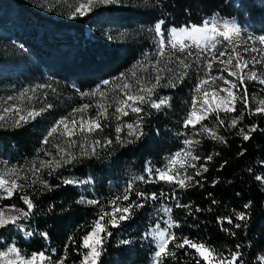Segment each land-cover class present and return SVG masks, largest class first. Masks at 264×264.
I'll list each match as a JSON object with an SVG mask.
<instances>
[{
  "label": "trees",
  "instance_id": "trees-1",
  "mask_svg": "<svg viewBox=\"0 0 264 264\" xmlns=\"http://www.w3.org/2000/svg\"><path fill=\"white\" fill-rule=\"evenodd\" d=\"M65 1L0 0V102L9 101L25 112L44 109L34 120L21 122L20 127L0 122V170L16 168L27 172L33 162L39 167L41 160L60 157L57 146L66 152L70 149L68 153L77 158L51 175L47 169L39 172L44 181L54 186L51 191L39 180L35 185L24 180L21 181L25 185L23 191L17 190L11 198L1 199L3 205H15L27 211V205L19 197L28 194L35 208L29 219L21 221L33 235L26 237L24 232L12 226L0 229V251L14 244L25 257L44 251L55 261L67 250L65 264L80 263L78 251H86L80 248L82 237L91 230L101 209L111 211V202L122 196L131 184L130 200L116 203L126 206L137 201L145 207L134 210L135 215L120 222L119 227L109 226L112 236L105 240L98 264H150L156 244L151 236L145 238L144 234L157 222L161 227L165 226L167 215L161 211L163 206L172 208L171 215L180 224L179 228H173L178 238L187 236L193 241H205L225 254L240 245L244 264H264L260 260L264 256V184L255 179L257 175H264V131H260L264 129V112L250 115L237 100L236 111L219 112L223 125H219L214 114L201 121L216 129L226 142L210 139L204 133L197 135L200 124H196L195 129L191 125L184 127L185 116L196 96L194 88L204 75L207 53L192 49L193 56L186 58L192 68L182 82L178 77L183 69L176 57L167 64L168 71L161 73L164 79L152 99L170 97V107L157 111L145 103L140 105L143 108L140 114L127 109L129 114L118 120L107 104L109 118L100 117L103 130L90 135L94 142L99 140L101 143L93 142L86 149L77 148V145L72 147L67 145V139L59 130L48 137V144L42 143L61 118L87 101L89 97L82 93L93 92L105 81L117 80H121V85L131 84L128 91L135 93L138 78L142 82L153 81L155 74L149 65L157 59L158 50L152 27L159 20L165 21L166 29L201 25L204 19L213 16L236 18L254 35H262L264 0L124 1L94 6L87 15L77 14L75 18L72 14L76 6ZM226 43L217 44V49L229 50ZM167 51L166 48V55ZM177 55L185 58L184 54ZM220 60L226 61L227 56L213 62L211 75L229 77L227 71L219 69L235 64L223 65ZM169 80L177 86H169ZM244 86H247L249 107L255 108L264 100V85L248 79L241 85L237 80L235 94L243 95ZM21 93L26 95L21 98ZM241 113L243 119L236 127H230L231 120ZM138 119L142 129L139 140L129 137L126 127L116 133L118 124ZM253 124L258 127L250 139L244 140L237 134L240 127L247 131ZM117 135L124 143L117 142ZM187 138L199 143L189 149L184 144ZM108 139L112 140L111 144L106 143ZM128 140L134 142L127 143ZM93 148L95 154H91ZM188 150L200 157L195 161L197 168L207 167L206 172L195 177L200 183L194 187L182 189L163 180L146 183L139 179L141 176L145 180L149 178L146 169L151 168L154 172L163 169L175 153ZM208 156L212 157L210 161ZM181 163L184 168L180 167ZM185 169L190 175L196 172V168L189 167L183 158L173 166L174 173H184ZM64 179L89 182L64 185ZM138 192L164 193V196L156 201H144L136 195ZM82 199H96L100 203H78ZM177 200L191 208L175 207ZM248 202L251 207L246 210L250 213L246 226L234 228L224 221L223 228L236 234L223 231L218 218L232 217L234 223L243 224L235 220L233 210L245 211L244 204ZM197 208L201 211H195ZM189 211L193 214L188 215ZM41 233H47V239ZM124 240L131 243L122 244ZM172 248L170 243L169 249ZM175 251L177 259L168 258L165 264H196L197 260L199 264H206L195 249H189L187 245ZM186 252L191 254L186 255Z\"/></svg>",
  "mask_w": 264,
  "mask_h": 264
},
{
  "label": "snow or ice",
  "instance_id": "snow-or-ice-1",
  "mask_svg": "<svg viewBox=\"0 0 264 264\" xmlns=\"http://www.w3.org/2000/svg\"><path fill=\"white\" fill-rule=\"evenodd\" d=\"M120 0H82L76 8L74 13L72 14V18L78 14L80 16L87 15L90 11L93 10L94 6L103 5V4H116L119 3ZM211 23V26L209 24ZM165 24L163 19L159 20L154 25V32L159 38V47L156 53L157 59L151 63L149 66L154 71V79L153 81H141L139 78L137 79L138 89L135 93H131L127 91L132 86L131 84L125 83L123 86L125 99L119 101V106L115 108V114H117V119L119 120L121 116H127L129 112L127 109H130L132 113L140 114L143 111V108L140 105L147 103L151 108L160 111L162 107H170V97H158L153 100L152 96L155 92V89L160 86V82L164 77L161 73L168 71L167 64L173 62V57H176L179 65L182 67L183 71L179 74L178 80L182 82L183 78L188 75V70L192 68L190 63L186 62L187 57L193 56V48H195L199 52L207 53L206 59V68L204 70V75L199 79L196 84L194 91L197 94L194 97L190 110L184 119V127L188 128L189 125L195 129L196 124H200L201 127L199 131L196 133L197 135L204 133L209 136L210 139L219 140L220 142H226L223 136L217 134V130L213 128H209L208 126L201 123L202 120L208 119L209 115L214 114L215 119L218 121L219 125L224 124V120L220 118L219 112L223 111L224 113H231L236 111L235 103L237 100L243 103L245 110L248 111L250 115H254L257 113L264 112V100L259 101V105L255 108L249 107L248 104V96H247V86H244L243 95L234 94L232 89L237 88V80L241 85L245 79L255 80L260 85H264V72H260L259 74L255 70L257 64H264V35H253L252 33H243L242 29L238 27L235 22H229L224 20L222 23L210 22L205 20L202 25H190V26H182V27H172L170 29L162 30V25ZM219 37L223 38V41H227L228 45L231 47L232 52H236V47H239L237 41L243 43L244 53L252 52V53H261L262 55L257 57H253L251 61L244 59L240 56L239 53H236V64L232 66L233 56L229 55L226 61L220 60V63L227 66L232 67H224L219 69V71H227L229 77H235L236 80H229L224 76H213L211 75L213 69V62L218 60L220 57H224L226 55L225 50H218L217 44L223 43V41L218 40ZM251 42L249 44L248 42ZM166 48L168 49L166 55ZM218 52V55H217ZM184 54L185 58H180L177 54ZM163 62V63H162ZM249 63L252 64V68L248 70L246 74L244 73V69H248ZM146 70V69H145ZM135 72H133V76H135ZM122 77H118L121 79ZM222 80L224 85H230V87H221L220 91L226 92V97H220L221 104L217 106V108H213L212 105L208 101L209 90L205 89L204 86L209 83V80L212 81L214 85L216 80ZM105 84L109 83V81H105ZM169 86L176 87V83L172 80H169ZM39 87V86H38ZM202 89L204 91L202 92ZM264 91V89H262ZM97 93H100V89H96L91 93H82L85 96H95ZM214 97L219 95V92L213 91L211 93ZM26 95V93H21V98ZM101 95V100L105 99V95L103 93ZM203 96V104L200 108L197 107V98ZM131 101L132 103H129ZM203 105H208L207 109L203 107ZM49 108L52 105H48ZM90 107L89 104H84L81 107L76 108L74 111L78 113H85V111ZM97 107L101 109L99 115L92 119L91 117H86L85 115H81L79 119V128L77 131L76 125L77 120L75 118L68 119L62 118L60 119L56 125H54L47 136L42 141L44 144H48V137H51L54 133H57L58 129L63 126V132L61 134H66L68 137H72L77 134L93 133L96 130H103L102 124L99 122L100 117L102 116L105 120L109 118L108 116V107L104 106V104H98ZM40 111L35 109H30L27 112V116L20 114L19 118L14 121L16 127H20L21 122L27 123L29 119H35L37 116L41 114ZM5 112L13 111V109H4ZM15 111L22 112L23 110L17 106ZM201 112V116H197V113ZM5 117L0 115V121H4ZM243 119V113L240 116L233 118L230 122V127H236L238 122ZM141 120H135L132 123L127 124H118L115 131L116 133H120L123 128H127V135L129 137H134L135 140H139L142 135V129L140 128ZM71 125V127L69 126ZM257 125L253 124L248 127L247 131L245 127H240L238 130V135H241L244 140L250 139L251 133L257 130ZM260 131H264V129H260ZM117 142L124 143L121 140L120 136L116 137ZM75 141H69V144L74 143ZM134 140H128L127 143H133ZM95 144L101 143V141L96 140ZM107 144H111L112 140L108 139L106 141ZM198 140H194L192 138H187L184 140V144L191 149V146L194 144H198ZM58 152L61 153L60 157L57 159L53 157L52 160H41L39 167H37L36 163L33 162L32 167L29 169L30 172L33 173V178L29 180L27 176L18 177L17 169L11 168L8 169L5 173H0V199H8L11 198L17 190L23 191L25 185L19 184L17 181L19 179H24L29 185H35L39 180L44 188H47L49 191L54 187L44 181L39 172L43 169L48 170V174L51 175L57 169L63 167L65 164H71L74 160H76L75 155H71L67 153L65 150L60 149L57 146ZM86 154V153H82ZM95 154V149L93 148L92 153ZM243 154V153H241ZM46 155H52L51 153H46ZM183 158L187 160L188 166L192 168H196V172L192 175L187 174V170L185 169L184 173L175 172L173 170V166L177 163L178 159ZM200 157L198 155H194L193 151H181L175 153L169 160L168 165L163 169H156L155 172L153 169H146L148 173V179L145 180L143 176L139 177L140 180L146 183H153L158 180H163L168 183H175L179 188L187 189L188 187H194L196 184H199V180H195L196 176H200L202 172L207 171L206 166H201L197 168L195 161L199 160ZM212 157L208 156L207 160H211ZM181 168H184L185 165L183 163L180 164ZM179 177V178H177ZM257 181H260L264 184V175H257L255 177ZM89 181H74L71 179H64L62 183L64 185H72L76 183H88ZM132 191V186L129 184L128 188L125 189L124 194L122 196H117L115 200L111 202L112 208L111 211H105L101 209L97 219L93 222L91 230L88 231L83 237L82 242L80 244L81 249H85L86 251L79 252L80 255V264H98L101 255L104 252V242L107 237L112 236V232L109 231V226L111 227H119L120 222L127 221L131 219L135 215L134 210H139L145 207L144 203H140L137 201H133L132 203L125 205L117 204L116 201H128L130 200V193ZM136 195L142 198L144 201H156L160 199V197L164 196V193H144L138 192ZM175 194L173 193V196ZM25 205H27V211L22 208H18L15 205H12L11 208L6 212L4 209L0 208V229H7L9 226L16 228L24 232L26 237H31L33 232L30 230H26L24 226L21 224V221L27 220L31 217L32 211L35 208V204L32 198L28 194H24L19 197ZM83 202L88 205H98L100 203L99 200L89 199V200H81L78 203ZM216 203V201H213ZM175 207L177 208H191V205L181 204L179 200L176 201ZM251 207V202L244 204L245 211L235 212V220L242 221L241 223H234L232 217H219L218 223L221 224L222 230L225 232H229L231 235H235L236 233L231 231L230 229L223 228L224 221H227L228 224L233 225L234 228H241L246 226L248 217L250 213L246 210ZM167 215V219L164 221L165 227L161 228L159 222L155 224V226L149 229L146 232L145 238L149 236L152 237L156 244V250L153 255V264H165V260L171 258L173 260L177 259V252L175 249H184L185 245L188 246L189 249H195V253L198 254L200 258H202L206 264H244L242 259L243 253L240 251V245L236 246V250H229L228 254L224 252H220L217 249L213 248L211 245L207 244L205 241L196 240L193 241L189 239L187 236L178 238L176 233L172 231L173 228H179L180 224L173 219L171 212L172 208L168 206H163L161 208ZM195 211L199 212L201 209L197 208ZM15 214H11V213ZM119 213V215H117ZM193 213L189 211L188 215H192ZM107 217V221L105 218ZM101 234H104L103 236ZM45 239H47V233H41ZM122 244L131 243L128 240L121 241ZM173 244V248L169 249V244ZM9 253L14 254V256L9 259ZM55 253L53 252V255ZM186 255H190L191 253H185ZM67 250H65V254L62 258H59L53 261L51 255H46L44 251L32 253L30 257H25L21 254V250L12 245L7 249V252H0V260L6 261V264H65L67 260ZM261 261H264V256L260 257ZM196 264H199V260H197Z\"/></svg>",
  "mask_w": 264,
  "mask_h": 264
},
{
  "label": "rangeland",
  "instance_id": "rangeland-1",
  "mask_svg": "<svg viewBox=\"0 0 264 264\" xmlns=\"http://www.w3.org/2000/svg\"><path fill=\"white\" fill-rule=\"evenodd\" d=\"M56 1H58V0H56ZM60 1H63V0H60ZM67 1L69 2V4H74L75 6H77L80 2H82V0H66L65 2H67ZM124 1H133L134 3H136V2L143 3L145 0H120V2L116 3V4L123 3ZM205 20H208L210 22H217L218 24L222 23L224 20H227L229 22H235V24L242 29L243 33H245V34H247L249 32L252 33L249 30V28L241 26L236 18L223 19V18H220L218 16H213V17L204 19V21ZM185 26H187V25H185ZM209 26H211V23L209 24ZM172 27H168L166 29H170ZM177 28H179V27H177ZM153 29H154V25L152 27V30ZM166 29L162 25V30L166 31ZM153 32H154V30H153ZM154 34H155L154 37H155V40L157 43V50H158L159 38L155 32H154ZM262 35H264V33ZM218 40L223 41V38L219 37ZM223 42H227V41H223ZM248 43L251 44L250 41ZM218 44H221V43H218ZM237 44H239V47H236V52L234 53V52H232L231 47L228 45V42L226 43V49H229L226 51V56H227V59H228L229 55L233 56L232 65L236 64V53H239L241 57H243L244 59H247L248 61H251L254 56L257 57V59H259V56L262 55L261 53H252V52H248L245 54L243 51V48H244L243 43H241L240 41H237ZM256 66L257 67L255 68V70L257 71L258 74L260 72H264V64H257ZM251 67H252V64L249 63L248 69H244L243 74H246L248 72V70L251 69ZM217 76H220V75H217ZM226 78H228L229 80H234V77L233 78L226 77ZM117 81L118 82H112V83H107V84L103 83L102 85L96 87L94 90L100 89V93H97L95 96L89 95L88 96L89 98H87V101L85 103L81 104L80 106H76L68 115H66L63 118H68L69 120L75 118L77 120L76 128L78 131L79 119H80L81 115H85L86 117H91L92 119H95L99 115L101 109H99L97 107L98 104H104V106H106L108 104V106H110L112 108V111L115 112V108L117 106H119V101L122 99H125V96H124L125 90L123 89L124 85H121V80H117ZM111 84H113V85H111ZM221 87H230V85H224L222 80L217 79L214 85L212 84V81L209 80V83L204 86L205 89L209 90L210 94L208 96V101L212 105L213 108H217V106L221 104L220 97H222V96L226 97L227 96L226 92L220 91ZM203 91H204V89H202V92ZM213 91L219 92V95L214 97L211 94ZM232 91L235 94V89H232ZM101 93H103L105 95L104 100H101V95H100ZM196 96H197V94H196ZM203 99H204V97L202 95L197 98L196 102H197L198 108H200V106L203 104ZM129 103H132V102L129 101ZM84 104L90 105V107L85 111V113H78V112L74 111L76 108L81 107ZM17 106H19V105H16V104L11 103L9 101L0 102V115L5 117L4 121H0V122L14 123V121L19 118L20 114L27 116V112H25V111H22V112L15 111ZM203 107L205 109H207L208 105H203ZM6 108L7 109H13V111L5 112L4 109H6ZM19 108L22 109L20 106H19ZM197 116L198 117L201 116V112L198 111ZM69 126L71 127V125H69ZM58 130L62 133L63 132V126H61L60 129H58ZM62 135L67 139V145H70L72 147H74V145H77V148H81V149H86L88 147L87 145H91L94 142L93 139L90 137L91 133L89 134L87 132H85L84 134H77V135H74L72 137H68L66 134H62ZM70 140L75 141V142L69 144ZM63 150H65V149H63ZM66 150H67V153L70 152V149H66ZM30 168L27 169V172H23V170L19 171L17 169L18 170L17 176L21 177V178L27 176L29 179H32L33 178L32 172L29 171ZM8 169H11V168H4V169L0 170V173H5ZM21 181H24V179H19L17 182L19 184H21ZM0 208L4 209L7 212L11 208V206L3 205V202L0 199ZM11 214H15V213L13 212ZM117 215H119V213ZM161 228H163V227H161ZM172 231H173V229H172ZM12 245H14V244L9 245L6 249L1 250L0 252H7V249L9 247H11ZM13 256H14V254L9 253L8 258L11 259ZM0 264H6V261L0 260ZM78 264H80V263H78ZM150 264H153V256H152Z\"/></svg>",
  "mask_w": 264,
  "mask_h": 264
}]
</instances>
